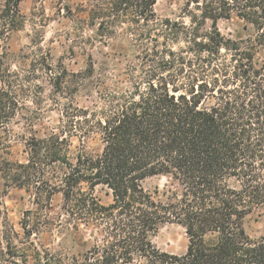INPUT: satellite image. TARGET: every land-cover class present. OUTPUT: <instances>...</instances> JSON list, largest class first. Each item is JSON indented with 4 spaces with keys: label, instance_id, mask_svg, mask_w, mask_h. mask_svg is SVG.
Instances as JSON below:
<instances>
[{
    "label": "trees",
    "instance_id": "1",
    "mask_svg": "<svg viewBox=\"0 0 264 264\" xmlns=\"http://www.w3.org/2000/svg\"><path fill=\"white\" fill-rule=\"evenodd\" d=\"M156 2L79 0L59 11L74 36H128L135 53L124 88L107 86L92 57L72 71L39 45L13 54L20 59L12 70V54L0 52V129L39 72L60 114L56 130L26 140V161L1 156L6 185L32 192L34 208L24 211L23 238L4 231L0 264H264V233L252 238L244 226L254 211L264 214V65L256 61L264 0H183L189 23L160 18ZM20 4L0 0V41L24 26ZM233 16L251 27L247 38L221 33L218 20ZM74 138L81 146L98 138L100 150L75 151ZM158 175L177 184L167 200L143 185ZM99 186L110 202L96 195ZM58 193L61 211L51 219ZM168 223L185 229L184 253L155 245ZM80 226L95 234L84 251L31 239L45 228Z\"/></svg>",
    "mask_w": 264,
    "mask_h": 264
},
{
    "label": "rangeland",
    "instance_id": "2",
    "mask_svg": "<svg viewBox=\"0 0 264 264\" xmlns=\"http://www.w3.org/2000/svg\"><path fill=\"white\" fill-rule=\"evenodd\" d=\"M79 0H21L20 8L25 15L24 26L14 31L6 40L0 41V52L9 51L12 58L7 65L16 69L20 54L24 50H36L41 45L50 52L53 61L62 60L72 71L84 70L89 57L95 64L97 72L107 75L106 84L111 89L124 88L128 82L122 74L128 59H131L135 49L128 36H74L72 23L60 14L65 3ZM183 0H157L155 10L160 18L180 19L189 23L183 14ZM212 22L207 21V27ZM217 26L221 33L234 40H243L253 31L245 21L233 16L230 19H220ZM91 37L89 40L88 38ZM90 55V56H89ZM256 61L264 65V46L256 50ZM35 84H41L37 88ZM1 86V83H0ZM51 85L47 77L39 72L38 78L27 87V95H22L21 106L16 111L6 129H0V160L2 157L24 162L27 159L26 140L32 136L45 137L59 126V110L52 101ZM39 94L38 96L35 94ZM80 104H89L85 97H78ZM75 146L82 147L86 152L100 150L98 138L86 139L83 146L74 138ZM8 142V143H7ZM6 146H8L6 148ZM2 156V157H1ZM143 185L153 195L161 200H167L177 192V184L169 176L158 175L147 178ZM96 195L102 202H110V196L102 187L96 188ZM63 198L55 194L51 201V209L47 210L51 219L57 218L61 211ZM34 208L33 193L24 188L7 186L0 171V242L5 230H14L18 239L23 238L21 220L24 211ZM244 226L252 238H258L264 233V214L254 211L245 218ZM95 234L87 227L79 229L58 230L56 227L45 228L31 239L39 247L56 248L59 244L71 252L84 251L94 242ZM15 238V241L17 240ZM155 245L167 252L184 253L188 246L185 229L175 223L165 224L154 236ZM20 244V243H18Z\"/></svg>",
    "mask_w": 264,
    "mask_h": 264
}]
</instances>
